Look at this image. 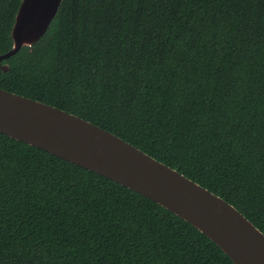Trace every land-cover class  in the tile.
I'll return each instance as SVG.
<instances>
[{
  "label": "trees",
  "instance_id": "1",
  "mask_svg": "<svg viewBox=\"0 0 264 264\" xmlns=\"http://www.w3.org/2000/svg\"><path fill=\"white\" fill-rule=\"evenodd\" d=\"M22 0H0V53ZM0 88L177 169L264 233V0H62ZM0 264H235L96 172L0 133Z\"/></svg>",
  "mask_w": 264,
  "mask_h": 264
},
{
  "label": "water",
  "instance_id": "2",
  "mask_svg": "<svg viewBox=\"0 0 264 264\" xmlns=\"http://www.w3.org/2000/svg\"><path fill=\"white\" fill-rule=\"evenodd\" d=\"M62 0H22L13 47L32 46ZM0 133L96 172L153 200L211 238L235 264H264V233L234 205L108 130L70 112L0 88Z\"/></svg>",
  "mask_w": 264,
  "mask_h": 264
}]
</instances>
